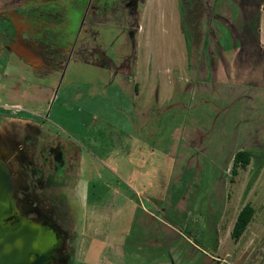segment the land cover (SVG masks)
Masks as SVG:
<instances>
[{"label": "rangeland", "instance_id": "rangeland-1", "mask_svg": "<svg viewBox=\"0 0 264 264\" xmlns=\"http://www.w3.org/2000/svg\"><path fill=\"white\" fill-rule=\"evenodd\" d=\"M144 2L151 10L150 19L143 12ZM200 3L194 14L198 20L213 12L210 19L212 28L207 36L212 42L206 48L204 34L197 35L195 40L183 34L188 44L185 45L176 17L182 9L181 0H144L141 3L139 24L144 26V31L137 37L140 41L141 71L147 70L146 63L152 59L175 73L174 67L179 65L185 52L193 55L189 75L185 77L181 73L183 82L179 87L165 82L160 85L154 83L152 89L161 87L159 101H151L145 118L149 119V113L152 115L142 131L133 126L131 117L129 128L126 125L118 127L117 122L126 119L127 100L125 96L119 99L124 94L115 85L111 86L107 96L102 91H107L109 87L103 86L97 90L95 102H102L92 116L98 114L99 120L91 121L90 116L84 130L81 128L82 132L76 127L78 119L71 126L58 122L64 130H71L77 135L74 139L86 150L98 156H102L103 144L106 146L110 138L105 139L107 134L110 135V124L113 123L115 128L112 132L118 144L125 142L131 130H135L133 138L129 136L131 139L124 144V147L132 145L133 153L130 155L125 149L117 155L116 175L120 184H115V187L119 194L113 191L106 193L101 183L97 186L90 183L88 186L87 176L75 184L77 192L70 194L67 191L68 204L73 213L70 232L75 238L69 242L73 249L72 264H264V44L260 40L262 48H258L251 43L249 36L242 37V54L240 50L237 51L239 57L236 62H230L229 68L228 62L222 59V63H219L223 66L222 70L217 73L215 68L214 72L212 63L217 65V61H212L209 68L207 62L204 64V58L197 57L204 53L222 54V48L217 43L221 32L213 21L220 17L214 12L224 15L219 20L224 24L227 21L234 38H237L240 35L237 29L239 23L232 26L230 15L238 14L239 6L243 9L249 7L253 0H200ZM164 13L167 14L166 18ZM182 14L183 23L189 21L187 14ZM262 14L260 39L264 43V8ZM204 20L199 25L201 28L203 25L205 31ZM118 21L122 22L121 19ZM113 22L109 20L106 30L102 32L104 49L114 58L118 54L128 53L134 56L135 50L125 40L126 34L112 25ZM220 30L228 37L227 30L223 27ZM223 42L224 51L233 55L232 41L228 39ZM16 67V80H28L23 72L24 66L18 64ZM194 68L199 70L200 79L194 80ZM89 74L83 77L84 82L92 81L88 78ZM176 76L178 78L179 74ZM204 77L207 79L201 81ZM5 82V79H0V105L6 106L4 102L19 105L21 102L18 98H12L10 102L8 94L4 93V86L13 81ZM103 82L99 80L96 85ZM195 82L205 86L200 84L197 91ZM188 83L192 87L186 90ZM87 115L88 119L89 112ZM80 117H84V114ZM134 117L138 120L136 111ZM52 127L64 132L58 126ZM81 133L86 134L80 136ZM199 144L203 148H196ZM109 149L105 147L106 151ZM245 149L252 151V162L246 170L240 169L239 174L233 176V157L236 152ZM170 167L180 171L173 175L179 180H171L170 185L168 181L165 186L168 195L163 207L154 209L149 204L142 206L139 202L130 201L133 194L131 188L142 190L143 184L151 182L153 186L149 194L162 196L163 185L171 177ZM110 176L104 174L106 179ZM246 204L255 208V216L243 237L236 242L231 238V232ZM147 211L166 217L167 222H164L169 227L163 225L157 229L155 225L158 226V222L145 216ZM143 218L147 222L152 219V229L147 230V224L140 225L139 221ZM141 229L145 231V237H148L147 232L150 233L146 242L151 243H144V248L140 245Z\"/></svg>", "mask_w": 264, "mask_h": 264}, {"label": "flooded vegetation", "instance_id": "flooded-vegetation-1", "mask_svg": "<svg viewBox=\"0 0 264 264\" xmlns=\"http://www.w3.org/2000/svg\"><path fill=\"white\" fill-rule=\"evenodd\" d=\"M143 1L0 0V79H5L7 83L13 81L4 86V93L8 94L10 102L12 98H18L21 102L16 106L8 105L7 102H4L6 106L0 105V150L3 149L12 168L20 211L26 212L27 217L36 223L50 226L68 237L58 260L52 264H72L73 261V249L69 246V242L75 239L70 232V217L73 213L68 204L67 191L70 194L77 192L75 184L87 176L88 186L90 183L92 186L102 184L106 193L112 192L115 184L118 185L114 169L117 166V155L120 150L127 149L124 144L128 140L118 144L112 132L115 128L113 123L110 124V135L107 134L105 139L108 136L110 138L106 146L103 144L102 156H98L86 150L74 139L78 136L71 130H64L58 122L71 126L78 119L76 127L82 132L92 116L90 114L86 122L80 117L83 111L87 112L84 105L89 103L95 109L99 108L100 101L95 102L99 85L96 82L103 80L104 86L108 88L119 74L129 80L133 58L136 56L139 14ZM181 1V17L185 12L187 18L191 14L188 6H196L198 10L202 4L200 0ZM257 1L253 0L245 9L238 7V13L242 8L243 20L241 24L237 22L240 33H237V38H234L228 22L224 24L219 20L224 15L214 12V15L220 17L213 21L221 32L220 42L217 43L222 50H225L223 41L229 39L233 48L242 54V30L246 18L254 12L252 5ZM211 14L212 11L207 15L208 19L202 16L198 20L195 16L194 26L205 35L204 48L212 42L207 38L212 28ZM120 19L122 22L118 21ZM109 20H113L112 25L126 34L125 40L135 50L134 56L128 53L118 54L114 58L104 49L102 32L106 30ZM201 20L205 21V31L203 25L202 28L199 25ZM184 23L182 20L183 32L194 30L190 20ZM237 23L231 25L237 26ZM220 27L228 31V37ZM251 43L256 45L255 42ZM18 64L24 66L23 72L28 80H16ZM88 73L92 81L84 82L83 77ZM98 120V115L91 117V121ZM52 125L60 127L64 132L54 129ZM85 134L81 133L80 136ZM105 147L110 149L106 151ZM196 148L203 146L199 144ZM104 174L111 176L106 179Z\"/></svg>", "mask_w": 264, "mask_h": 264}, {"label": "crops", "instance_id": "crops-1", "mask_svg": "<svg viewBox=\"0 0 264 264\" xmlns=\"http://www.w3.org/2000/svg\"><path fill=\"white\" fill-rule=\"evenodd\" d=\"M240 10H239V13L237 11L238 14L233 13V14L230 15V19H229L230 23H232V24L233 23H237V22H240V24L242 23V20H243V18H242V8H240ZM261 11H262V9H261ZM143 12L146 13L149 16V19H150L151 10L149 9L148 5H146L144 7ZM164 17L165 18L167 17L166 13H164ZM176 17H177V19L179 21V24H180L181 37L185 41L186 39H185V36L183 35L184 32H183V29H182L181 13H179ZM262 17H263V14L261 15V25H262ZM143 31H144V26L140 25V30L138 32V35H139L140 32H143ZM219 40H220V37H218L217 41L220 42ZM260 40H261V43L264 44L263 43V39H260ZM138 43L140 44L139 38L137 40L136 56L133 58L134 61L132 63V68L130 70L131 74H130L129 80L124 79V77L121 74H119L118 76H116L115 82H114L113 85H115L117 88L120 89V91H119L120 93L124 94L122 96H119V99H121V97L125 96V98L127 100V102H126L127 108L125 109V113H124V115L126 116V119H125V121L121 120L122 124H121V121L117 122L118 127L121 128L123 125H126V127L129 128L130 127L129 126V122H130L129 121V117H131V121L133 123V126L136 125L139 128L138 130L142 131L144 129V127H145V124L151 118V115H152V113H149V119L145 118V115H146L148 109L151 107V106H149L151 104V101L153 99H157L159 101V93L161 92V87L159 89L158 88L157 89H152L153 86H154V83L157 82L160 85V83H164L165 82V83H167V85H173L174 84L175 88L179 87L181 82H183L182 81L183 77L181 76V73L183 72L185 74V77L187 75H189V70L192 67L191 62H192L193 55H191L190 52H189L190 54L185 52L184 57H181V59H180L179 65L174 67L175 70H176L175 73H174L173 70L167 69L166 65L162 66L156 60L152 61V59H150V61L148 63H146V65L148 66L147 70L146 71H141L140 62H139V46H138ZM185 43H186L185 45H188L187 41H185ZM237 51H238V49H234V54L233 55H228L224 50H222V54H218V55H215V54H203V55H199L197 57L204 58L203 59L204 64H206V62H209V61L211 63H212V61H217L218 62L217 65H214L212 63V70L214 72L217 71V73H218V70H222V67H223L221 64H219V63H222V59L225 60L226 62H228L229 68L231 67L230 62H236V60L239 57V53ZM215 68H217L216 71H215ZM194 71H195V74H194L195 75V79L194 80L200 79L199 70L197 68H194ZM176 74H179L178 78H176L177 77ZM141 79H142V82H141ZM206 79L207 78L204 77L203 80H201V81H205ZM168 81H170V82L173 81V82L170 83ZM200 84L204 85L202 83H197L196 84L197 91L199 90V85ZM104 85H105V82L99 83V86L97 87V89L102 88ZM191 87H192V84L188 83L187 87H186V90H189ZM110 88H111V86L109 87V89H107V91L103 90L102 94L107 96V94L110 91ZM150 88L152 90L149 92ZM202 89H204V88L202 87ZM101 102L102 101H100V103ZM84 107H85L84 110L87 111V112L83 111L84 117H82V118L85 119V122H86V119H87L86 117L88 116L87 113L89 112V116H90V114H95L94 110H96L95 109L96 107H92L89 103L84 105ZM90 108H93V110H90ZM118 108H120V107H118ZM135 111L138 113V120H136V118L134 117ZM132 112H133V116H132ZM96 115H98V114H96ZM130 125H132V124L130 123ZM134 134H135V130L134 131L131 130L129 136L133 138ZM129 136L127 137L128 138L127 141H129V139H131ZM126 150L131 155V153H133L132 145L128 146V144H127V149ZM114 169H115L116 174H117L118 170L115 167H114ZM170 170L172 171V172L169 171V175L171 177L169 179L167 178V180L165 181V184L163 185L162 196L161 195H157L155 193L149 194L148 191L151 190V187L153 186V182H151L149 184H143L142 185L143 186L142 190H139V189L133 190L132 188L131 189L129 188L130 191L133 192L130 201H132L134 203L139 202V203H141L142 206L144 204H149L154 209L155 208L156 209H158V208L160 209L161 207H163L164 199L166 200L167 199V195H168L167 194L168 188H165V186L168 184V181H170V183H169V185H170L171 182H172L171 180H177L178 178L175 179L173 175L177 174V173H180V171L177 170V168H174V167H170ZM116 177H117V180H118V176H116ZM119 184L120 183H118V185ZM126 185H128V184H126ZM128 187H130V186L128 185ZM112 191L115 194H119L117 192V188L116 187H113ZM141 191L144 192V194L141 193ZM179 200L180 199H178V201ZM183 200H185V198ZM147 212L148 213L145 214V216L151 217L152 219H154L155 223L158 222V226H156L154 224V222H153V224L155 225V227L157 229L158 228L160 229L161 226H163V225H167L169 227V224L166 223L167 222L166 217L162 216L160 213L156 214L155 212H153V213L150 212V211H147ZM152 219H151V221L147 222V219L143 218V219H140L139 223H140V225L147 224V230L148 229H152L153 228V225L151 223ZM178 220L182 221L181 219H178ZM164 221H166V222H164ZM143 228H145V227H143ZM141 231L143 233L141 235L140 245H141V247L144 248L145 244L149 245L148 243H151L150 241L146 242L147 239L150 237V233L147 232L148 237H145V231L142 230V229H141ZM155 234H158V232H155ZM184 237L185 236L183 235V238ZM153 247H155V246H153Z\"/></svg>", "mask_w": 264, "mask_h": 264}, {"label": "water", "instance_id": "water-1", "mask_svg": "<svg viewBox=\"0 0 264 264\" xmlns=\"http://www.w3.org/2000/svg\"><path fill=\"white\" fill-rule=\"evenodd\" d=\"M68 237L20 211L12 168L0 150V264H52Z\"/></svg>", "mask_w": 264, "mask_h": 264}, {"label": "trees", "instance_id": "trees-1", "mask_svg": "<svg viewBox=\"0 0 264 264\" xmlns=\"http://www.w3.org/2000/svg\"><path fill=\"white\" fill-rule=\"evenodd\" d=\"M254 5V6H253ZM252 8H254V12L249 15V17L246 18L243 28V35L244 37L248 38V36L252 41L255 42L256 46L260 48V26H261V9L264 5V0H258L257 3L253 4ZM191 14L189 17V20L192 22L191 27L194 28V30H190L188 32H184L185 35H188L190 38H196L198 34H201V31L194 26L196 24V18L194 14H196L197 9L196 6L190 7ZM194 21V22H193ZM244 23V22H243ZM243 37V36H242ZM243 37V38H244ZM255 38V39H253ZM257 42V43H256ZM262 48V47H261ZM253 159V153L252 151L245 149V150H239L236 152V154L233 157L232 161V169L231 173L233 176H236L239 174V170H246L248 166L251 164ZM255 216V208L251 204H246L244 208L240 211L238 214L237 220L234 224L233 230L231 232V238L235 240L236 242H239V240L243 237L245 234L248 226L252 223Z\"/></svg>", "mask_w": 264, "mask_h": 264}, {"label": "clouds", "instance_id": "clouds-1", "mask_svg": "<svg viewBox=\"0 0 264 264\" xmlns=\"http://www.w3.org/2000/svg\"><path fill=\"white\" fill-rule=\"evenodd\" d=\"M261 13H262V11H261Z\"/></svg>", "mask_w": 264, "mask_h": 264}]
</instances>
